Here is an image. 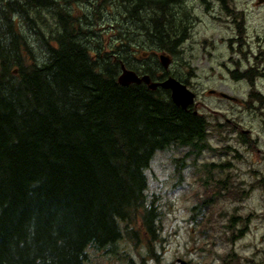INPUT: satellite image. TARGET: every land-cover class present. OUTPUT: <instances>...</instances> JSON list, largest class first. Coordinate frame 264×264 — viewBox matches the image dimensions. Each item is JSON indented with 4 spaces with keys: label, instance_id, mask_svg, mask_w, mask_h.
I'll use <instances>...</instances> for the list:
<instances>
[{
    "label": "trees",
    "instance_id": "16d2710c",
    "mask_svg": "<svg viewBox=\"0 0 264 264\" xmlns=\"http://www.w3.org/2000/svg\"><path fill=\"white\" fill-rule=\"evenodd\" d=\"M77 1L85 12L75 8ZM198 1L205 11L214 2L240 18L233 22L237 38L228 43L237 45L233 54L246 69L229 60L231 79L244 80V108L264 119V97L255 88L264 74L240 50L244 14L232 0ZM183 2L0 0V264H84L87 248L134 264L124 242L142 245L147 259L160 262L163 212L155 197L147 198L145 170L172 146L191 148L185 155L194 163L212 150L208 129L229 126L176 107L168 91L122 86L117 79L124 66L152 81L172 76L188 85L190 62L180 59L182 71L173 73L158 61L161 53L172 64L179 60L189 39L195 18L175 12ZM113 15L118 20L108 22ZM106 30L112 33L107 41L101 37ZM231 125L241 144L256 150L242 127ZM249 193L228 181L206 185L190 221L202 225L215 197L242 201ZM226 216L229 264H243L232 246L247 233L250 216Z\"/></svg>",
    "mask_w": 264,
    "mask_h": 264
},
{
    "label": "rangeland",
    "instance_id": "374dc122",
    "mask_svg": "<svg viewBox=\"0 0 264 264\" xmlns=\"http://www.w3.org/2000/svg\"><path fill=\"white\" fill-rule=\"evenodd\" d=\"M232 3L235 10L242 12L245 17V41L240 50L246 53L249 64L260 63L258 69L264 73V0H232ZM75 8L85 12L78 1ZM86 11L89 12L87 8ZM175 12H189L195 22L189 39L182 46L181 57L169 70L173 73L181 70L180 59L190 62V69L194 73L193 77L186 76V79L190 81V90L197 94L195 102L198 112L205 115L210 123L227 122L229 127L224 130L210 127L207 139L212 150L201 152L194 163L190 156L186 157L183 169L174 161L183 158L184 152L191 148L171 147L157 152L150 162L145 172L147 191L158 195L155 203L163 212L161 238L164 242L160 245L163 246L160 264H176L177 259L190 264H229L231 247L225 240L228 233H225L223 226L227 224L226 215L233 212L241 218H250L247 233L232 249L243 259V264H264V119L241 104L232 105L207 95L208 90H216L237 97L241 102L246 101L249 92L246 83L231 79L234 69L229 60L239 61L243 65L242 70L246 69L242 57L233 54L237 45L228 43V40L237 38L233 25L236 19L222 13L214 2L205 11L198 0H184L182 5H177ZM112 18L108 22L118 20L117 15ZM237 20L239 22L240 18ZM103 33V40H108L112 34L109 30ZM256 85L264 96V78L257 80ZM232 123L239 124L242 131L256 142V150L251 151L246 144H241L239 133L230 131ZM181 171V184L174 186ZM260 180L263 183L258 186L256 183ZM220 181H228L243 192L250 191V195L242 201L215 197L204 211L202 225L196 227L190 221V209L197 203V196L202 198L206 185L213 187ZM120 245L135 264H140L139 256L144 255L142 245L135 247L130 242ZM158 246L156 244L155 249L159 250ZM86 254L88 260L84 264H124L112 253L87 248ZM145 264L158 263L148 260Z\"/></svg>",
    "mask_w": 264,
    "mask_h": 264
},
{
    "label": "water",
    "instance_id": "95a60500",
    "mask_svg": "<svg viewBox=\"0 0 264 264\" xmlns=\"http://www.w3.org/2000/svg\"><path fill=\"white\" fill-rule=\"evenodd\" d=\"M159 61L164 69H166L170 64V59L163 55L159 56ZM118 83L122 86H127L130 84L139 85L144 83L151 90H155L157 87L168 90L173 104L182 109H187L190 105H192L195 97L194 94L191 93L184 84L174 78L169 77L160 83H150L148 76L139 78L132 71L124 69V67H122L121 73L118 77ZM220 96L227 99L229 98L224 94H220ZM178 261L180 264H187L184 261Z\"/></svg>",
    "mask_w": 264,
    "mask_h": 264
}]
</instances>
